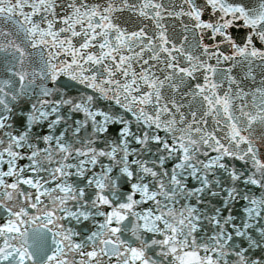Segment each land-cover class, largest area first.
Listing matches in <instances>:
<instances>
[{
    "label": "snow or ice",
    "instance_id": "snow-or-ice-1",
    "mask_svg": "<svg viewBox=\"0 0 264 264\" xmlns=\"http://www.w3.org/2000/svg\"><path fill=\"white\" fill-rule=\"evenodd\" d=\"M0 264H264V0H0Z\"/></svg>",
    "mask_w": 264,
    "mask_h": 264
}]
</instances>
